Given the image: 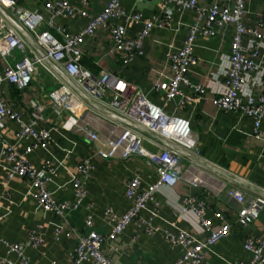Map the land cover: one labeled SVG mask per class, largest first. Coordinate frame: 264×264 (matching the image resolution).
I'll return each mask as SVG.
<instances>
[{
  "label": "built area",
  "instance_id": "obj_1",
  "mask_svg": "<svg viewBox=\"0 0 264 264\" xmlns=\"http://www.w3.org/2000/svg\"><path fill=\"white\" fill-rule=\"evenodd\" d=\"M89 0H81L86 4ZM161 15L169 17L171 8L193 9L195 18L188 27L183 44L168 53L171 75L153 84V91L163 97L165 103L173 108L168 111L164 105L152 101L141 87L129 82L105 69L93 73L81 63L82 42L86 36L92 35L100 26L110 30V45L107 54L121 55L126 62L141 52L143 37L153 25H160L158 18L142 20L140 12H126L120 0H108L98 12L93 13L86 8H76L70 0H46L45 7L50 12L47 19L38 10H30L20 5H7L13 17L0 6V55L9 56L14 49L21 53L14 64L6 61L0 72V124L6 119H13L19 124L16 132L18 140L25 139L20 152L13 145L4 142L2 153L11 162L7 168L8 177L21 176L27 178V191L34 197L39 207L45 211L66 217L68 212L77 208L86 196V180L91 163L81 161L69 178L74 199H58L54 196L49 183L57 170L55 161L48 159L46 163L35 166L25 157L36 148H48L51 139L50 126H38L37 121L43 119L46 105L39 96L30 98L32 117L22 118L19 111L10 108L2 98V87L13 84L24 89L29 83L40 76L48 74L54 86L44 92L48 105L55 115H67L63 127L79 132L95 144V151L103 158H128L141 155L147 164L154 167L156 179L142 185L140 174L134 173L126 182L125 195L130 200L125 211L117 213L111 206L105 209L104 220L109 225L107 232L90 229L78 234L73 249L75 264L90 259L95 264H116L103 247L105 240H114L126 226L137 218L148 202L154 200L155 193L164 187H172L179 180L185 179L189 185L206 183V176L213 178V172L246 183L255 190V194L246 192L233 184L227 186L225 193L237 203L236 220L247 226L264 207V188L252 185L251 182L236 174L233 176L223 166L202 156L191 136L187 119L176 112L191 102L192 95L185 88L193 90V94L201 95L206 88L200 82H192L188 72L196 62L194 55L195 40L198 35H215L219 30H230L228 47V65L224 71V80L220 94L215 96L216 107L224 111H234L253 119V130L259 136V126L264 120V91L257 94L243 92V84L250 71L257 67L255 56L258 54V42L264 39V20L257 19L254 24L244 21L246 0H210L203 3L199 0H159ZM76 12L82 17L84 25L75 31L65 26H57L60 37L45 29V25L54 26L55 15L71 16ZM123 16L125 20L141 22L142 27L134 36H129L123 22L115 19ZM17 18V20H16ZM25 27L31 34L29 40L21 36L20 30ZM250 37L258 41L248 46L244 38ZM264 86V80L262 83ZM88 99L97 103H88ZM100 104L101 106H97ZM95 106L99 109L98 118L104 119L107 125L103 129H95L86 118V113ZM2 139L0 133V141ZM186 159L189 162H186ZM197 166L209 168L208 175L197 173ZM204 176V177H203ZM229 176V177H228ZM154 202H156L154 200ZM178 216L195 219L196 226L190 228H162L172 246L179 247L175 264H201L212 246L221 237L231 231L228 221L214 226L206 215L205 201L195 194L183 195V203L174 204ZM156 214L155 210L151 211ZM215 217L224 218V212L215 210ZM1 217V213H0ZM190 220V219H189ZM86 226L93 224L91 214L84 219ZM147 222V220H143ZM148 231L158 228L147 222ZM60 227V226H57ZM58 230V229H57ZM42 235L32 230L24 242H6L7 252L16 254L27 264L24 252L26 245L38 247L42 243ZM243 248L248 256H238L228 262L230 264H264V237L244 235ZM1 264H12L8 257L0 256ZM47 264H60L52 259Z\"/></svg>",
  "mask_w": 264,
  "mask_h": 264
},
{
  "label": "crops",
  "instance_id": "obj_2",
  "mask_svg": "<svg viewBox=\"0 0 264 264\" xmlns=\"http://www.w3.org/2000/svg\"><path fill=\"white\" fill-rule=\"evenodd\" d=\"M46 0H0V6L5 8L13 17L11 8L7 5H20L30 10H38L48 19L50 12L45 7ZM209 3L210 0H199ZM108 0H89L86 4L81 0H70L76 8H86L96 13L100 11ZM126 12H140L142 20L158 18L160 25L152 26L143 37L141 52L132 56L128 61H122L121 55L107 54L110 45V30L107 26L98 27L92 35L83 40L81 63L93 73L105 69L129 82L141 87L150 99L158 105H164L168 111L173 108L171 103H165L163 97L153 91V84L171 75L168 53L183 44L188 27L195 18L193 9L171 8L169 17L160 16L159 0H120ZM257 19L264 20V0H246L244 21L254 24ZM17 20V18H16ZM141 22L125 20L123 16L115 19L123 22L127 34L134 36L142 27ZM54 26L45 25L44 28L60 37L57 26H65L75 31L84 25L85 20L76 12L71 16L55 15ZM219 30L215 35H198L194 45L196 62L190 66L188 72L192 82L205 85L206 91L201 95L193 94V90L185 88V92L192 95L183 109L176 111L179 116L187 119L191 136L196 141L200 154L208 160L216 162L227 169L230 174H236L252 185L264 188V120L259 126V136L253 130L254 122L250 116L240 115L234 111H224L216 107L215 96L220 94L224 71L228 65V47L230 30ZM21 36L29 40L32 34L23 27ZM258 40L244 38L246 46L255 44ZM258 54L255 56L257 67L250 71L244 84L243 92L257 94L264 91V39L258 42ZM21 52L14 49L6 58L0 55V72L7 62L14 64ZM54 86L53 79L46 73L34 78L27 87L19 89L13 84L2 87V98L7 105L21 113L22 118L32 117L30 98L39 96L46 105L43 119L37 121L38 126H50L51 139L48 148H36L25 153L33 165L40 166L48 159L55 161L57 170L53 174L49 189L58 199H74L73 190L69 182L71 175L76 172L77 165L83 160H89L91 168L86 180V196L80 205L68 212L66 217L45 211L39 207L34 197L27 191V178L21 176L8 177L7 168L11 162L1 152L3 143L13 145L20 152L29 141L18 140L16 132L19 124L13 119L6 118L0 124V256L11 259L12 264H22L21 259L14 253L7 252L6 242H24L29 233L34 230L42 235V243L38 247L26 245L24 248L27 264H47L55 259L60 264H75L73 249L78 240V234L95 229L107 232L109 225L105 222V209L111 206L117 213L126 210L130 200L125 195L127 180L134 174H140L142 185L156 179L154 167L147 164L144 157L133 155L128 158H103L97 155L94 142L79 132L65 129L64 119L67 115H55L44 97V92ZM92 105L96 101L87 100ZM101 106L100 104H96ZM99 108L86 113L95 129H103L107 122L98 118ZM186 162H189L186 159ZM197 173H210L209 168L197 166ZM204 177V176H203ZM229 177V176H228ZM206 183L189 185L183 179L174 186L155 193L154 200L148 202V208L141 210L139 216L117 235L114 240H105L103 247L116 264H175L178 249L172 246L163 234L162 228L170 227L190 228L195 225V219L178 216L174 204L183 203V195L195 194L205 201L206 215L214 226L228 221L231 231L221 237L212 246L201 264H230L228 261L238 256H248L249 252L243 248L244 235L264 237V207L257 217L247 226H242L236 220L237 203L225 193V188L231 184L242 188L247 195L255 194V190L246 183L230 180L213 172V178L206 176ZM222 210L224 218L215 217V210ZM156 214L152 215L151 211ZM87 214L92 215L93 224L85 225ZM147 220L160 229L148 231ZM60 226V227H57ZM58 229V230H57ZM1 264V263H0ZM80 264H95L87 259Z\"/></svg>",
  "mask_w": 264,
  "mask_h": 264
}]
</instances>
